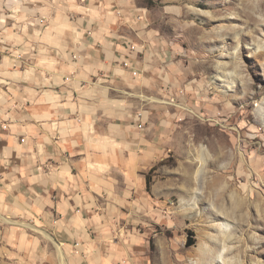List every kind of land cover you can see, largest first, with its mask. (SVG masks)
Listing matches in <instances>:
<instances>
[{
    "label": "crops",
    "instance_id": "1",
    "mask_svg": "<svg viewBox=\"0 0 264 264\" xmlns=\"http://www.w3.org/2000/svg\"><path fill=\"white\" fill-rule=\"evenodd\" d=\"M113 4L0 0V199L70 264H147L137 225L162 215L146 178L159 122H138L113 93L148 79L157 46L143 50L130 33L142 16Z\"/></svg>",
    "mask_w": 264,
    "mask_h": 264
},
{
    "label": "rangeland",
    "instance_id": "2",
    "mask_svg": "<svg viewBox=\"0 0 264 264\" xmlns=\"http://www.w3.org/2000/svg\"><path fill=\"white\" fill-rule=\"evenodd\" d=\"M111 1L142 16L130 33L158 49L147 80L113 92L138 122H159L146 178L163 208L137 225L145 263L264 264V0ZM234 197L243 207L224 215ZM32 225L0 199V264H70Z\"/></svg>",
    "mask_w": 264,
    "mask_h": 264
},
{
    "label": "bare ground",
    "instance_id": "3",
    "mask_svg": "<svg viewBox=\"0 0 264 264\" xmlns=\"http://www.w3.org/2000/svg\"><path fill=\"white\" fill-rule=\"evenodd\" d=\"M227 150V149H226ZM230 150V149H229ZM197 154H198V158H197V160H198V163L200 164V166H202L206 161H207V158L205 157L206 156V152L204 151V149H202V148H199V149H197ZM218 160V159H217ZM217 160H210L209 162H211V163H214V164H216L218 161ZM231 206L232 207H230V209L232 208V212H229V211H226L225 212V214L224 215H233V212H234V210H238V209H240L241 207H243V204H242V202L237 198V197H234V201H233V203H231ZM222 213H224V212H222ZM216 214V213H215ZM217 215V214H216ZM227 218V217H226ZM44 235L46 236V237H48L45 233H44ZM226 235V234H225ZM49 238V237H48ZM204 249V248H203ZM200 251H203L204 253L206 252V250H200ZM199 251V252H200ZM227 263V262H226ZM208 264V263H207ZM228 264V263H227Z\"/></svg>",
    "mask_w": 264,
    "mask_h": 264
},
{
    "label": "built area",
    "instance_id": "4",
    "mask_svg": "<svg viewBox=\"0 0 264 264\" xmlns=\"http://www.w3.org/2000/svg\"><path fill=\"white\" fill-rule=\"evenodd\" d=\"M131 49H134V46H131ZM123 65L125 67H128L129 66V63L128 62H124ZM133 74L136 75L137 72L135 70H133ZM138 127H142V124H138Z\"/></svg>",
    "mask_w": 264,
    "mask_h": 264
}]
</instances>
